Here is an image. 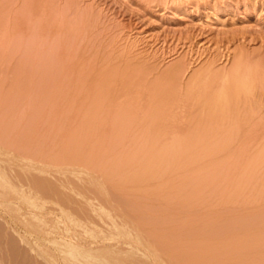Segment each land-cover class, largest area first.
<instances>
[{
    "label": "rangeland",
    "instance_id": "374dc122",
    "mask_svg": "<svg viewBox=\"0 0 264 264\" xmlns=\"http://www.w3.org/2000/svg\"><path fill=\"white\" fill-rule=\"evenodd\" d=\"M212 239L260 257L264 0H0V264H197Z\"/></svg>",
    "mask_w": 264,
    "mask_h": 264
},
{
    "label": "bare ground",
    "instance_id": "6f19581e",
    "mask_svg": "<svg viewBox=\"0 0 264 264\" xmlns=\"http://www.w3.org/2000/svg\"><path fill=\"white\" fill-rule=\"evenodd\" d=\"M94 73H95V72H94ZM223 77H224V75H223ZM222 85H223V83H222ZM219 89H220V88H219ZM213 91H214V90H213ZM190 92H191V91H190ZM227 94H228V93H227ZM198 95H199V94H198ZM194 96H195V95H194ZM197 97H198V96H197ZM226 97H227V95H226ZM192 98H195V97H192ZM194 100H195V99H194ZM210 100H211V99H210ZM191 101H192V100H191ZM191 101H189V102H191ZM205 101H206V100H205ZM186 102H187V101H186ZM208 102H209V101H208ZM210 102H211V101H210ZM214 103H215V105L217 104L216 102H214ZM191 104H192V103H191ZM200 104H201V103H200ZM183 105H184V103H183ZM186 105H187V104H186ZM186 105H185V107H186ZM193 105H194V104H193ZM201 105H202V104H201ZM201 105H200V106H201ZM187 106H188V105H187ZM211 106H214V105H211ZM191 107H192V106H191ZM197 107H198V106H197ZM214 107H215V106H214ZM217 107H218V105H217ZM211 108H212V107H211ZM220 108H221V106H220ZM203 109H206V108H203ZM210 110H212V109H210ZM210 112H211V111H210ZM215 113H216V112H215ZM212 114H213V112H212ZM11 159H12V158H11ZM14 162H15V161H14ZM154 165H155V162H153V161H145L144 164H143V170H145V171L148 173V170L151 169ZM94 166H95V165H94ZM92 169H93V168H92ZM232 171H233V170H232ZM250 171H251V170H250ZM107 172H108L107 174H109V171H107ZM143 172H144V171H143ZM147 173H146V174H147ZM144 174H145V173H144ZM127 176H128V177H126V179H129V180H131V178L133 179L132 176H131V177H130L129 175H127ZM131 181H132V180H131ZM259 183H260V182H259ZM259 183H258V184H259ZM261 184H262V183H261ZM261 188H262V187H261ZM15 191H16V190H15ZM176 193H177V192L165 193V194H164V195H166V197L168 198V202H169L170 205H173V204H174V202H175V199H174V198H175V196H176ZM1 194H2V193H1ZM3 194H4V193H3ZM8 194H9V193H8ZM190 194H192V193H191V192H188V195H190ZM9 195H10V194H9ZM164 195H163V196H164ZM166 197H164V199H166ZM170 199H172V202H173V203L171 202ZM166 200H167V199H166ZM169 200H170V201H169ZM173 200H174V201H173ZM176 201H177V198H176ZM179 201H180V199H179ZM171 203H172V204H171ZM178 203H179V202H178ZM175 204H176V202H175ZM175 204H174V205H175ZM6 219H7V218H6ZM145 222H146V221H145ZM147 222L149 223L150 221H147ZM158 222H159V221H158ZM2 223H3V222H2ZM4 223H5V222H4ZM14 223H15V222H14ZM142 224H143V222H142ZM153 224H154V223H153ZM155 224H156V222H155ZM19 225H20V224H19ZM147 225H149V224H147ZM147 225H146V226H147ZM151 225H152V224H151ZM20 226H21V225H20ZM143 226H144V225H143ZM26 228H27V227H26ZM28 230H29V229H28ZM3 231H4V229H3ZM7 231H8V230H7ZM29 231H30V230H29ZM31 231H32V230H31ZM27 232H28V231H27ZM2 233H3V232H2ZM8 233H9V232H8ZM29 233H30V232H28V234H29ZM28 234H27V235H28ZM33 234H34V233H33ZM5 239H6V238H5ZM177 240H178V239H177ZM174 241H175V240H174ZM208 241H209V240H208ZM175 242H176V241H175ZM178 242H179V241H178ZM182 242H183V241H182ZM182 242H181V243H182ZM211 242H212V243H211ZM211 242H210V241H209V242H205V243H210L211 245H209V244H208V245H207V244L205 245L204 241H202V244H200L201 242L198 243L200 246H197V248H198V247H201V245H202V248H200V249H202V250L199 251V250H198L199 248L197 249V250L199 251V253L196 252L197 254H199V255L197 256V258L199 259V260H198V263L196 262L197 260L195 261L197 264H209V263L212 264V263H213L212 259H215L216 257L219 258V259H221V258H220L221 255L219 256L218 251L221 250L222 247H225V245H224L223 243H222L223 245L220 244L221 241L218 242V240H216V242H215V239H214V240L212 239ZM259 242H260V243H259ZM262 242H263V243H262ZM46 243H47V242H46ZM173 243H174V242H173ZM183 243H184V242H183ZM187 243H188V242H187ZM213 243H214V244H213ZM48 244H49V243H48ZM52 244H53V243H52ZM175 244H176V243H175ZM177 244H178V243H177ZM189 244H190V243H189ZM191 244H193V242H191ZM203 244H204V245H203ZM219 244L222 245V246H220ZM253 244L255 245V246H254L255 248H256L257 246H259V244H260V246H261V251H260V252L257 251V252L260 253V255H259L260 257H261V254H262V258H264V255H263L264 253H261V252H264L263 249H262V246H263V248H264V239H262V240H258V241H252L251 243H250V242L248 243V245H249L250 247H251ZM257 244H258V245H257ZM65 245H66V244H65ZM185 245H186V244H185ZM185 245H184V246H185ZM194 245H195V244H194ZM194 245H192V246H194ZM218 245H219L221 248L218 247ZM240 245H241V244H240ZM245 245H246V247H247V244H245ZM256 245H257V246H256ZM37 246H38V245H37ZM61 246H62V245H61ZM173 246H174V244H173ZM176 246H177V245H176ZM181 246H183V245H181ZM187 246H188V244H187ZM242 246H243V245H242ZM33 247H34V246H33ZM39 247H40V246H39ZM58 247H59V246H58ZM226 247H227V246H226ZM244 247H245V246H244ZM244 247H243L242 249L245 250L246 247H245V248H244ZM254 247L252 246V248H254ZM55 248H56V245H55ZM60 248H61V247H60ZM180 248H183V247H180ZM193 248H196V245H195ZM219 248H220V249H219ZM228 248H231V249L233 248L232 250L235 249L234 251H232V250L230 249V250L232 251V252H231V251H229V250L226 248L228 252H231V254L228 253V254H230V255H232V253L235 252V255H236V256H235V255H233V256H235V257H233V256L231 257V256H230L231 258H238V257H241V256H242V257L240 258V261H242V258H244L242 251H244V250H242V249L240 248V246H238V248H237V246L234 247V246H231V245L228 244ZM236 248H237V249H236ZM239 248H240V249H239ZM247 248H248V247H247ZM247 248H246V249H247ZM252 248H251V249H252ZM40 249H41V247H40ZM40 249H39V250H40ZM70 249H71V248H70ZM174 249H175V246H174ZM177 249H178V247H177ZM248 249H250V248H248ZM248 249H247V250H248ZM259 249H260V247H259V248L257 247V250H259ZM43 250H44V249H43ZM56 250L58 251V249H56ZM61 250H62V249H61ZM194 250L196 251V249H194ZM241 250H242V251H241ZM46 251H47V250H46ZM64 251L67 252L68 250H64ZM64 251H63V252H64ZM180 251H181V250H180ZM184 251H185V250H184ZM223 251H224V250L219 251L220 254H223V253H222ZM238 251H240V252H239V253H236V252H238ZM251 251H252V250H251ZM47 252H48V251H47ZM47 252H46V254H47ZM71 252H72V251L70 250V253H71ZM74 252H75V250H74ZM74 252H72V254H73ZM172 252H174V251H172ZM178 252H179V251H178ZM181 252H182V251H181ZM246 252H247V251H246ZM51 253H52V252H51ZM64 253H65V252H64ZM70 253H69V254H70ZM193 253H194V252H193ZM241 253H242V254H241ZM250 253H251V252H250ZM258 253H257V254H258ZM39 254H40V253H39ZM46 254H45V258H46ZM54 254H55V253H54ZM58 254H59V253H58ZM61 254H62V253H61ZM170 254H171V253H170ZM238 254L241 255V256H239ZM48 255H49V254H48ZM64 255H65V254H64ZM73 255H74V254H73ZM73 255H72V256H73ZM172 255H173V254H172ZM185 255H187L186 252H185ZM190 255H191V254H190ZM253 255H254V253H253ZM72 256H71V257H72ZM173 256H174V255H173ZM182 256H183V255H182ZM182 256H181V257H182ZM218 256H219V257H218ZM237 256H238V257H237ZM247 256L249 257V255H247ZM256 256H257V255H256ZM259 256H258V257H259ZM53 257H54V256H53ZM53 257H52V258H53ZM77 257H78V256H77ZM187 257H188V255H187ZM252 257H253V256H252ZM258 257H257V258H258ZM260 257H259L258 259H260ZM67 258H68V257H67ZM72 258H73V257H72ZM178 258H179V257H178ZM184 258L186 259V257H184ZM217 258L215 259V261L218 260ZM249 258H250V257H249ZM262 258H261L260 260H258V259H257V260L254 259V260H253L252 258H251L252 260H251V259H248V260H251V263H250V261L247 260V262H248L247 264H254V261H256L257 264H258L259 262H261V264H263V263H264V260H262ZM54 259H55V258H54ZM69 259H71V258H69ZM191 259H192V258H191ZM238 259H239V258H238ZM39 260H40V259H39ZM49 260H51V259L49 258ZM49 260H48V261H49ZM177 260H178V259H177ZM181 260H184V259L182 258ZM181 260H180V261H181ZM193 260H194V259H193ZM224 260H225V259H224ZM224 260H223V261H224ZM48 261H47V262H48ZM52 261H53V259H52ZM68 261H69V260H68ZM211 261H212V262H211ZM215 261H214V263H215ZM238 261H239V260H238ZM252 261H253V262H252ZM53 262H54V261H53ZM55 262H56V260H55ZM65 262H66V261H65ZM185 262H186V261H185ZM218 262H219V260H218ZM235 262H236V261H235ZM49 263H50V262H49ZM51 263H52V262H51ZM178 263H179V262H178ZM189 263L192 264L193 262H189ZM189 263H188V264H189ZM214 263H213V264H214ZM242 263H243V261H242ZM256 263H255V264H256ZM52 264H53V263H52ZM66 264H67V263H66ZM75 264H76V263H75ZM185 264H187V263H185ZM194 264H195V263H194ZM221 264H222V263H221ZM236 264H237V263H236ZM240 264H241V263H240ZM244 264H245V263H244ZM259 264H260V263H259Z\"/></svg>",
    "mask_w": 264,
    "mask_h": 264
}]
</instances>
